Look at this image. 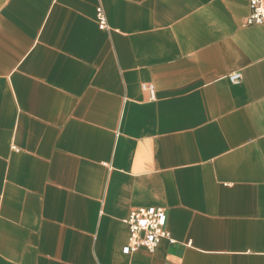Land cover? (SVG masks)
I'll list each match as a JSON object with an SVG mask.
<instances>
[{
  "label": "crops",
  "instance_id": "1",
  "mask_svg": "<svg viewBox=\"0 0 264 264\" xmlns=\"http://www.w3.org/2000/svg\"><path fill=\"white\" fill-rule=\"evenodd\" d=\"M249 2L0 0V264H264ZM141 208L174 243L127 255Z\"/></svg>",
  "mask_w": 264,
  "mask_h": 264
},
{
  "label": "built area",
  "instance_id": "2",
  "mask_svg": "<svg viewBox=\"0 0 264 264\" xmlns=\"http://www.w3.org/2000/svg\"><path fill=\"white\" fill-rule=\"evenodd\" d=\"M250 15L245 20V25L264 24V0H250ZM97 19L101 30L107 29V20L102 8L97 10ZM241 73H234L229 76L232 84L238 85L242 81ZM143 90L149 92L152 99L155 98V88L153 85H144ZM125 224L128 226L129 238L128 244L124 248L125 254H132L139 249H145L149 253H154L163 240L171 239L166 230L167 213L163 208H141L132 211Z\"/></svg>",
  "mask_w": 264,
  "mask_h": 264
}]
</instances>
